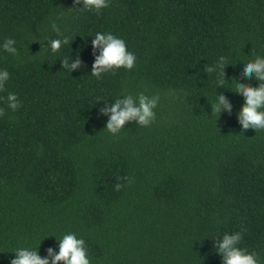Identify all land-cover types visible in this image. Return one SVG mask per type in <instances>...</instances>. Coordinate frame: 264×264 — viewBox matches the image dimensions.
<instances>
[{
	"label": "trees",
	"instance_id": "16d2710c",
	"mask_svg": "<svg viewBox=\"0 0 264 264\" xmlns=\"http://www.w3.org/2000/svg\"><path fill=\"white\" fill-rule=\"evenodd\" d=\"M82 6L0 0V43L18 48L0 49L10 74L0 96L20 100L0 117V264L21 247L58 251L68 232L83 237L90 264H223L216 245L235 231L264 264V130L242 129L244 97L233 87L258 84L241 62L264 55V0ZM98 31L125 40L131 70L91 74ZM60 36L69 42L52 52ZM219 56L223 85L205 71ZM65 58L79 67L69 72ZM140 92L160 95L153 123L108 132L101 109ZM219 93L230 110L214 107Z\"/></svg>",
	"mask_w": 264,
	"mask_h": 264
},
{
	"label": "clouds",
	"instance_id": "9594fccd",
	"mask_svg": "<svg viewBox=\"0 0 264 264\" xmlns=\"http://www.w3.org/2000/svg\"><path fill=\"white\" fill-rule=\"evenodd\" d=\"M74 5H83L80 9L101 13L106 9L110 0H73ZM52 29L60 35L56 24L52 23ZM92 39L93 49H98L99 54L95 55L91 74L97 79H101L110 69L124 68L131 70L136 63V55L127 49L124 39L114 35L110 31L96 32ZM68 37L49 40L46 47L52 52H57L62 45L67 44ZM16 40L7 38L0 43V49L11 54L18 55ZM62 66L69 72L79 67V59L65 58L61 61ZM242 74L244 77L251 76L258 81L256 86H252L241 81H234V92L240 93L244 97L239 111L235 113L236 119L242 129L264 130V55H256L241 62ZM226 66L225 57L219 56L212 65L205 68L207 73L218 75V84L223 85L224 80L220 78L223 68ZM10 74L7 69L0 68V92L4 91L6 82ZM123 96V99L120 97ZM160 101L159 94L148 95L145 92L138 94L123 93L114 99L110 107L101 109L102 113L110 114L105 125L108 132L117 134L125 126L126 122L135 121L140 126H149L156 118L155 109ZM0 103H5V107H0V117L5 114L6 109L13 112L20 107V100L17 93L8 92L6 97L0 96ZM214 107L219 112L230 110L231 101L223 93L216 94ZM116 189L122 185L117 183ZM57 239V238H56ZM243 239L242 231L225 232L222 234L216 251L222 257L223 264H261L258 254L255 251H248L240 246ZM58 241V251L53 248L47 250L48 255L41 257L37 248L21 247L13 251L14 256L9 264H90L87 254L86 242L83 237H78L76 233H65Z\"/></svg>",
	"mask_w": 264,
	"mask_h": 264
}]
</instances>
